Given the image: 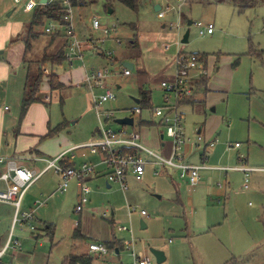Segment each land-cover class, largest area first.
<instances>
[{"label": "rangeland", "instance_id": "rangeland-1", "mask_svg": "<svg viewBox=\"0 0 264 264\" xmlns=\"http://www.w3.org/2000/svg\"><path fill=\"white\" fill-rule=\"evenodd\" d=\"M26 1L0 0V50H3L0 57L11 54L16 64L18 78H24L28 71V65H25L27 63L19 67V58L22 54H25V62L38 58L39 54L42 58L45 52H56L62 46L63 40L67 39L64 27L59 28L60 35L46 33L43 31L45 23L35 28L34 37L30 36L27 25L32 20L33 10L25 9ZM87 2L89 3V0ZM114 2L115 12L111 14L105 9L103 0L94 5L78 8L80 26H77V33L82 38H87L86 41L102 35L89 29L90 19L93 16H99L102 24L111 28V34L114 31L113 35L121 39L120 44L112 40L107 41L106 44L99 43L101 44L99 47L104 51L115 50L113 57L117 56L116 61L98 53L100 52L96 50L98 47L84 52L85 65L93 70H110L108 81L117 99L106 103L103 107L113 109L115 118L129 116L130 109L137 106L132 97L140 94L138 70L142 69L149 79L144 88L151 92L152 105H162L163 91L160 80L163 76L164 56L176 55L179 49L186 52L208 53V70L204 66V74L208 75L207 70L210 74L211 86L214 83L211 92L212 107H215V110L209 108L207 112L212 115H223L224 127L227 130L224 134L226 141L240 139L236 137L242 136L243 132L248 134L250 131L257 142L247 141V148L251 149L248 153L249 165L264 166V4L240 11L241 9L235 7L230 0H184L180 7V3L176 0H162L163 5L170 3L172 9L161 18L158 17L150 1H146L138 12L120 2ZM199 21L204 25L213 23V33L201 34L195 24ZM164 23H167V26L162 28ZM84 26L87 29L85 31H83ZM144 28H149V33ZM158 29L165 30L166 35H159ZM187 30H189V40L183 43L182 38ZM18 33L21 36L12 42L11 38ZM134 34H137L133 39L136 43L131 41ZM56 37L60 42L59 46H57L58 41L57 43L56 40L54 41ZM146 38L153 40L154 43L148 45ZM66 61H70V57L67 56V60L57 66L58 74L64 75L73 67H70ZM128 61L134 63L131 74L119 73L124 67L122 63ZM75 62V65L79 62L82 64V61ZM217 76L219 80L215 78ZM72 80L75 78L72 77ZM116 84L121 87L115 86ZM103 90L96 88L94 94L99 96ZM44 93L45 90L40 92L43 95ZM52 94L54 97L48 104V110L54 125L65 121L63 134L80 141L88 135L90 128L98 125L96 110L91 101L92 93L86 86L78 85L67 91L64 89L62 94L57 92ZM199 95H202V92H197L194 96L197 98L200 97ZM209 99L211 100V96ZM12 101L14 105V98ZM252 104L253 113L263 122L248 121L246 124L247 113ZM16 106H13L9 112L16 110L17 114L19 107ZM142 110V117L149 118V110L147 108ZM138 116L136 114L137 121ZM204 119L205 117L201 121ZM75 121L77 122L74 123ZM195 121L198 125L201 124L198 115L192 111L187 112L184 125L191 128ZM109 124L115 129L138 128L137 125L122 126L113 120ZM232 128L235 132H230L229 129ZM142 132L146 133L143 127ZM57 141L58 139L53 138L47 140V143L50 142L53 147L57 145ZM79 160L82 158L77 157L75 162L79 163ZM259 168L251 172L249 190L241 188V173L237 171L232 173L234 177L230 188L232 207L230 206L228 210L227 203L224 205L215 201L197 202V207H191L187 201L188 193L185 198L183 197L184 204L181 203L173 192L174 187L161 176H151L149 179L145 176L141 182L130 179L129 190L124 193L118 183H114L113 187H107L105 175L102 173L101 176L88 181L92 188L90 199L83 210L78 212L76 181L71 180L67 191L55 194L44 206L49 207L47 216L54 226L53 235L40 236L30 242L33 244H30L28 253L37 252V256L32 261L24 260L21 256L18 258L19 254L26 253V249L22 247L20 253L12 260V264H42L40 260L43 261L44 257L49 264H63L66 256L81 250L82 244L87 242L86 239L88 243L110 240L125 243L124 248L120 250V256L115 253L116 249H110L106 257L108 259L113 257L115 264L130 260L127 242L131 239H136V251L147 250L154 245L166 249L167 259L162 263H158L152 254L153 264H215L214 255L219 254L217 249L220 240L229 244L235 242L231 247L234 254L227 255L228 261L235 259L232 264H264V169ZM212 174L214 183L218 180L223 181L219 171H213ZM60 180V175L52 169L41 179L47 186L39 181L30 192L40 191L43 188L45 190L40 199H46L49 193L56 190ZM235 192L239 194L234 196ZM133 208L136 210L130 215L129 211ZM142 210H145L146 214H142ZM225 213L228 222H224L226 216L223 221L212 219ZM208 214L212 217L209 220L210 226L202 229L199 223L206 220L204 216ZM141 219L147 227H141ZM119 226H127L128 230H121ZM131 227L135 238L130 233ZM77 230L85 234L80 235L81 239L76 237ZM204 230L206 231L200 233ZM170 238L172 242H169ZM246 240L247 246L244 245ZM221 249L220 255H224V249L222 247ZM168 250L172 251L169 253ZM197 250L199 252L194 254L193 251ZM9 259L11 262V258ZM105 263V259L94 257V264Z\"/></svg>", "mask_w": 264, "mask_h": 264}, {"label": "crops", "instance_id": "crops-1", "mask_svg": "<svg viewBox=\"0 0 264 264\" xmlns=\"http://www.w3.org/2000/svg\"><path fill=\"white\" fill-rule=\"evenodd\" d=\"M146 4V1L143 0V5ZM158 3H154L155 5ZM155 9V8H154ZM111 11V12H110ZM108 13H114V9L110 10ZM78 8L75 7V27L77 31V26H80L79 20H78ZM93 17H99V16H93ZM163 18V17H162ZM91 20V19H90ZM51 21L47 22L45 25L49 24ZM192 22V21H191ZM190 22V23H191ZM133 23V22H132ZM87 24V23H86ZM44 25V26H45ZM131 25V24H129ZM167 23H164L162 25V28L166 27ZM87 27L88 24H87ZM133 29H137L136 27L131 26ZM90 30H93L91 25L89 27ZM87 30L86 26L83 27V31ZM141 30V29H140ZM144 30L148 32L149 28H144ZM143 31V30H142ZM159 35L164 36L166 35L165 30H160ZM93 32H95L93 30ZM114 32V31H113ZM112 34L108 39H106L104 42H102V35L100 37H94L96 43L94 46L90 43V39L86 41L87 38H82L78 33V36L82 39L83 44L85 46L82 47V58H75L73 61H66L68 62L69 66H73L72 68L68 69L64 75L58 74L60 81L63 83V87L57 90H52L50 87V83L48 81V75L51 72V69L53 68V65H51L49 62H43L39 63V61L42 59L41 55L39 54L38 58L26 61L25 62V54H22V56L19 58V67H21L22 64L27 63L25 65H28V68L36 69L37 67L42 68L44 76H43V83L41 86L42 90H45L46 93L40 94V97L42 98L41 101L39 102H32L29 107L27 108L26 112H22V101H23V95H24V86L26 82V76L24 78H18L19 75L16 73L18 72L16 69V64L12 60L13 58L10 56H4L0 57V159L4 158L6 159L5 163L0 162V175L2 172L6 171L9 167L8 161H12V163L16 164L19 167H25L27 169H31L34 171L36 174H38V178L28 187V189L25 191L23 198L21 200V206L20 210L21 212H33V218H29L23 222L16 223L14 224V217L16 213V207L12 202H0V250L5 246L7 243L11 233H12V240H16L17 244L15 247H10L6 250V252L0 257V264H12V260L15 258L17 254L20 253L22 250V247L26 249L25 254H19L18 258L20 256L24 260H33L37 256V252H30L28 253V249H30V242H33L34 239L39 238L40 236H45L47 235V230L46 228L52 225V228L54 230L53 223L48 220V209L49 207H44L48 204L49 199L54 196L55 194L59 193V184L58 187L56 188L55 191L49 193L46 197V199H40V196H43V192L45 189H40V191H31V189L35 186V184L39 181H41L42 177L44 174H46L50 170H55L54 168H48V160L53 159L56 156H58L60 153L67 151L71 148H73L76 145L82 144V143H87L99 136V119H98V125L93 126V128H90L88 131V135L81 139L80 141H75L71 138V136H68L66 134H63L65 131L63 128L56 134L44 138V135L47 134L50 130V128H54L60 123H64L65 121L59 122L57 125L52 123L51 119V114L48 110V104L52 102L54 94L52 93H64V89L67 91L71 87H76L78 85L81 86H86L89 90V86L84 84L83 80L85 79L87 71L92 70L91 67L87 66L84 64V52L87 50L95 49L93 47H98L101 55L116 61L118 58L115 56L113 57V52L115 50H109L112 52V54L108 55V51L102 50L101 47H99V43L106 44L107 41L112 40L114 43L120 44L121 39L119 37H116ZM100 33V32H97ZM19 34V33H18ZM101 34V33H100ZM211 34V33H209ZM113 35V36H112ZM18 35L14 36L11 38L15 39ZM66 36V35H65ZM137 37V34H134V37L132 38V42L134 41L133 39ZM67 38V37H66ZM56 40L57 46H59V40ZM68 43H67V50L69 47V42L70 40L67 38ZM52 40V42H54ZM146 43L148 45H151L153 40L146 38L145 39ZM144 41V42H145ZM136 43V41H134ZM151 43V44H150ZM3 47L5 45L3 44ZM7 47V44H6ZM1 48V47H0ZM149 48V46H148ZM8 49V48H7ZM115 49V48H114ZM9 50V49H8ZM7 50V51H8ZM3 53V50H0ZM5 52V50H4ZM176 55H173L171 57H166L164 56V63L162 66L163 68V76H161L160 83L163 79L170 77L173 75L175 68H176ZM100 58V57H99ZM117 58V59H116ZM139 58V57H138ZM137 58V59H138ZM101 59V58H100ZM106 59V58H105ZM108 60V59H107ZM75 61H82V64H77L75 65ZM75 62V63H74ZM133 64L134 63L131 61H128ZM35 64V65H34ZM124 65V62L122 63ZM208 64H209V59L207 58V63H206V68L208 70ZM125 66V65H124ZM130 69H133L130 65L126 66ZM55 70H57V65L54 66ZM206 73L208 76L210 75L209 72ZM217 69H215L216 71ZM27 71V70H26ZM28 72V71H27ZM139 74V81H140V89L144 88V85L149 82L148 76L146 75L145 71L138 70ZM75 75V77H74ZM124 75V74H123ZM72 77L75 78V80H72ZM210 77V76H209ZM217 80L220 78L217 76L215 77ZM109 80V79H108ZM107 80L108 87H111V84ZM210 83V82H209ZM161 85V84H160ZM115 86L121 87V85L116 84ZM209 86V85H208ZM213 86V87H212ZM210 83V87L207 89L206 92L202 93V95H199L200 97L195 98L193 102L185 103L179 105V110L183 113L184 116V122H185V116L187 112H194L195 115L199 116V120L201 121L202 118L205 117L203 121H201L198 125V122L193 123V127L187 128L184 125L185 128V134L191 138L190 141L186 143L183 149L184 153V159L188 161L191 164L195 165H204V168L200 169L199 172V181L195 186H192L188 180V178H183L180 176L181 171L177 168L169 167V166H161L156 163H149L146 167V171L143 175V177L138 180L134 175L130 174L127 177L128 184L130 179L134 181H142L144 177L146 176L147 179H149L151 176H161L165 178L167 181L171 183V185L174 187L173 191L175 195H177V200L180 201L181 203L184 204L183 197L185 198V195L187 194V201L189 206H196L197 202L200 203L202 201L208 203L210 202H217L218 204H224L226 205L227 203V210L229 207H232L231 203V198L232 195L230 194V188L232 181H234V177L232 176L233 172H240L241 173V188L243 190H249L251 188V182L249 181V187L245 188V173L242 170H237V169H225L222 167H236L241 163L240 161V154L243 153L245 158L244 162L247 166H250L252 168H257L260 167L259 169H264V166L262 165H249V151L251 150L250 148H247V141L248 143H253L257 142L256 140L253 139V137L250 134V131L243 132L242 136L236 137L240 139H236L235 141H226L224 138L225 131H227L224 127V118L223 115L217 114V115H212L208 114L207 109L211 108L213 111L215 110V107H212V97L213 94L211 91L214 89V83ZM49 87V89H47ZM112 88V87H111ZM213 88V89H212ZM224 88H222L223 90ZM41 90V91H42ZM147 90V89H145ZM91 91V90H90ZM163 91V89H162ZM92 93V91H91ZM52 94V95H51ZM51 96V97H50ZM211 96V100L209 97ZM139 96L132 97L133 101L136 103L137 106H140L141 103V98ZM14 98V105L12 99ZM135 98H138L140 100L139 103L136 102ZM117 99V98H116ZM92 101V100H91ZM114 102V101H112ZM164 102V101H163ZM93 103V102H92ZM111 103V102H110ZM17 105V106H16ZM13 106H16V108L19 107L17 110L13 112H9ZM94 106V105H93ZM135 106L134 108H136ZM155 107V106H154ZM15 108V109H16ZM133 108V109H134ZM14 109V108H13ZM142 109V108H141ZM188 109V110H187ZM150 112V117H142L143 115V110L140 114H138V121L136 120V115L134 116L136 125L138 126V130L142 133V141L145 145L150 147L151 149L155 150L158 153H161L165 156H170L172 152V147H173V141L170 137L167 136L165 127L162 123H160L158 118H154L151 112V109H148ZM97 114V113H96ZM130 116V115H129ZM98 117V116H97ZM247 120L246 124L248 121H259L263 122L256 114L253 113V104L251 105V108L249 109L247 113ZM116 119V118H115ZM144 119L146 121H150L148 124L144 125H139L140 121ZM75 121L74 123H76ZM116 123V121H115ZM264 123V122H263ZM185 124V123H184ZM251 124V123H250ZM249 124V125H250ZM121 125V124H119ZM65 126V124H64ZM142 127L145 129L146 133L143 134L142 132ZM135 128V127H134ZM230 132H235L232 129H229ZM249 130V129H248ZM235 134V133H234ZM146 135V136H145ZM198 135L203 136V140L201 142H197L196 138ZM61 136V137H58ZM55 140L58 139L57 145H54L51 147L50 142L47 143V140L53 139ZM244 140V141H243ZM240 142L241 146L236 147L235 143ZM246 142V144H244ZM213 143V144H211ZM255 144V143H254ZM234 150H236L234 152ZM248 151V152H247ZM76 153V157L72 158L71 157V152L65 155V158H69L70 160L74 161L73 166H78L82 164L83 162H90V163H98L100 159L102 158L100 154H91L88 153L87 155L83 156L82 150H74ZM80 157L82 160H79L75 162L76 158ZM215 162V163H214ZM103 165H98L97 166V174L94 176L92 179L97 178L98 176H101V174L105 173V168L102 167ZM213 171H219L220 175L222 176L223 181L218 180L216 183H214V175L212 174ZM253 171V170H252ZM251 171V172H252ZM56 172V171H55ZM57 173V172H56ZM58 174V173H57ZM59 175V174H58ZM250 180H251V173H250ZM146 179V180H147ZM106 181V177H105ZM41 184H44L45 186L46 183L44 181H41ZM107 187H113L112 183H109L106 181ZM146 184V183H144ZM120 186V184L118 183ZM9 187L8 183L4 180H0V189H7ZM77 187V200H78V186L76 183ZM130 187V185H129ZM46 188V187H45ZM120 189L126 193L128 190H123L120 186ZM63 193V192H61ZM199 193V194H198ZM239 194L238 192H235L236 196ZM231 199V200H230ZM39 202H43V204H40ZM129 204V203H128ZM223 205V206H224ZM197 207V206H196ZM38 209L40 211H38ZM224 209V207H223ZM136 210L133 208V210L129 211V214ZM142 213V211H141ZM143 214V213H142ZM227 214L225 213L223 216H218L215 218H212L210 214L204 216L206 220L202 221L199 223L200 227H203L202 229H207V227L210 226L209 220L212 218L213 220H220L223 221L225 216ZM224 222H228V218L226 216V219ZM30 224L35 226V229H32ZM39 225V227H38ZM43 225V226H40ZM145 225V226H144ZM27 226V227H26ZM29 226V227H28ZM141 227L145 228L147 227V224L144 222L143 219H141ZM29 228V229H28ZM51 228V227H50ZM131 235L134 237V232L132 227L130 228ZM38 231H41L43 233H40ZM200 231L201 232H205ZM79 235V236H78ZM80 235H85L81 233L79 230L76 231V237L78 239H81ZM231 235L233 236V233L231 232ZM49 236H52L49 234ZM247 236V235H245ZM84 237V236H83ZM82 237V238H83ZM135 238V237H134ZM191 238V237H189ZM188 238V239H189ZM87 242L85 241L84 244L81 246V250H78V252H72L71 254H82V253H87L90 254L92 257L94 256L95 258H103L105 259L106 263L105 264H115L116 261L112 258H106L107 255L109 254H100L98 252H90L89 251V243L88 239H86ZM111 241V240H110ZM115 241V240H114ZM94 242V241H92ZM96 242H102L106 243L104 241H96ZM120 242V241H119ZM169 242H172V239H169ZM29 243V244H28ZM136 239L134 243V250L137 253H142V254H147L152 256V253L150 252V247L146 250H139L136 251ZM28 244V245H27ZM121 244V243H119ZM235 244V242L233 243ZM233 244H229L227 241L220 240L219 242V248L217 249L219 254L214 255V261L215 264H232L235 259L229 260L227 258V255L234 254L233 249L231 250V247H233ZM124 248L125 243L121 244ZM247 246V240L244 244ZM153 247L161 249L165 252L166 255V249L163 248L162 246H156L154 245ZM221 247L224 249L223 253L224 255H220V252L222 251ZM120 250L121 249H116L115 253L120 256ZM172 250H168L170 253ZM110 252V251H109ZM194 254L197 251H193ZM231 252V253H230ZM114 253V252H113ZM227 253V254H226ZM42 254V253H41ZM44 254V253H43ZM46 255V253H45ZM70 255V254H69ZM130 255V253H129ZM234 256V255H233ZM67 257V256H66ZM65 257V258H66ZM94 257H93V262L94 264ZM131 259V255L129 256ZM11 258V262L10 259ZM235 258V256H234ZM9 259V260H8ZM167 259V256H166ZM8 260V261H7ZM40 262L42 264H49V261L45 259ZM64 262V261H63ZM124 262H121L123 264Z\"/></svg>", "mask_w": 264, "mask_h": 264}, {"label": "built area", "instance_id": "built-area-1", "mask_svg": "<svg viewBox=\"0 0 264 264\" xmlns=\"http://www.w3.org/2000/svg\"><path fill=\"white\" fill-rule=\"evenodd\" d=\"M20 1V0H16ZM40 0H27L25 9L27 11L33 10L35 6L40 3ZM53 0H49L51 2ZM65 6L64 20L65 24L62 25L59 21L53 20L49 24L43 27V31L46 33L55 32L57 29L64 27L66 37L70 40L67 50V56L73 61L75 58H82V45L83 41L78 36L75 27V6L71 3V0H61ZM150 1L152 4L159 3L161 8L157 11L158 17H165L167 11L172 9V5L167 3L162 4V0H144ZM178 1L179 7L184 0ZM91 27L95 32L102 34V42L110 37L111 28L104 26L100 17H92ZM199 27L201 34L213 33V23L204 25L201 21L195 22ZM97 39L94 37L90 39V43L94 46ZM167 47V46H166ZM109 55L111 51L107 52ZM204 65L199 61L195 52H186L179 49L176 57V68L172 76L167 77L161 81V87L163 89V104L155 106L151 110L154 118H158L160 123L165 127L166 134L173 141L172 152L170 156H165L156 152L142 141V133L140 130L133 129H115L109 123L111 120L115 122V111L113 109L103 107L106 103L116 100L117 96L111 87H108L107 80L110 75L108 69H98L87 71L84 84L88 85L92 91V101L95 107L98 119H99V136L87 143H82L74 146L73 148L60 153L53 159L48 160V168H54L60 175L59 191L65 192L70 186V181L75 180L78 186V202L76 210L81 212L85 205L89 202V195L92 192V188L89 185V180L97 174V166L103 165L105 168L106 181L109 183H119L123 190H128L129 184L127 177L132 174L137 179H141L146 171V167L149 163H156L161 166H169L177 168L181 171L180 176L188 178L190 184L195 186L199 181V172L204 165L191 164L184 159L183 149L188 141L191 140L185 134L184 128V116L179 110L178 102L183 99H194L196 95V80L201 74H204ZM124 75H130L131 69L124 66L122 71H119ZM96 88L104 89L102 94L96 96L94 90ZM130 116L140 114L142 109L140 106L130 109ZM122 126H136L134 118V125H122ZM203 140L202 135H198L197 142ZM213 144V143H211ZM236 147H240L241 143H235ZM125 149H134V152H123ZM80 149L83 151L82 155L85 156L88 153L100 154L101 159L98 163L83 162L78 166L66 167L61 164V159L71 152V157L75 158L76 153L74 150ZM244 154H240V164L236 167H222L225 169H237L242 170L245 173V188L249 187L250 173L254 168L247 166L244 162ZM0 162L5 163L6 159L1 158ZM9 167L6 171L0 175V180H4L8 183L7 189H0V202H12L16 207V213L14 217V224L23 222L27 219L33 218V212H21V200L28 187L38 178L31 169L25 167H19L12 161H8ZM43 204V202H39ZM136 209V208H134ZM143 214H146L145 210H142ZM32 229L35 226L30 224ZM121 230H128L127 226H119ZM131 231V229H130ZM135 240L131 239L127 242L130 249L131 259L123 264H153V259L150 255L137 253L134 250ZM16 240H12V233L5 244L0 250V257L10 247H15ZM90 252H98L100 254H108V247L102 242L89 243Z\"/></svg>", "mask_w": 264, "mask_h": 264}, {"label": "trees", "instance_id": "trees-1", "mask_svg": "<svg viewBox=\"0 0 264 264\" xmlns=\"http://www.w3.org/2000/svg\"><path fill=\"white\" fill-rule=\"evenodd\" d=\"M71 0V3L77 7H85L89 4H96L98 1L101 0ZM104 1V7L105 9H108V12L113 9L114 1L120 2L121 4H124L125 6L129 7L130 9L138 12L141 6H143V0H103ZM234 4L235 7L238 9H241L240 11H243L244 9L255 7L258 4H264V0H230ZM64 14H65V6L63 5L61 0H53L51 2H48L47 4H41L38 3L35 8L33 9V17L31 22L27 25V28L29 29L30 36L34 37V31L37 26L46 24L47 21H59L62 25L65 24L64 20ZM47 20V21H46ZM264 22V19H263ZM264 27V24H263ZM59 34L60 30L57 29L55 32H52V34ZM60 35V34H59ZM21 35L18 34V36L12 40L14 42L17 38H19ZM62 40V39H60ZM67 43L68 40H63L62 46L56 51V52H45L42 56V59L39 61V63L43 62H49L51 65H61L65 60H67ZM197 54L198 59L200 62L203 63L204 66H206L208 53H200L195 52ZM43 70L40 67H37L36 69L28 68L27 76H26V82L24 86V95H23V101H22V112H26L27 108L32 102H39L42 100L40 97L41 92V83L43 80ZM48 81L50 83V87L52 90H57L63 87V83L59 79V75L55 68L53 67L51 69V72L48 75ZM209 82V76L206 74L200 75V77L196 80V93L197 92H206L208 87L207 84ZM140 98L141 103L140 107L147 108V109H153V105L151 103V92L148 90H145L143 88L140 89ZM195 100V99H194ZM193 99H183L178 102V105L193 102ZM150 121H146L142 119L139 123V125L148 124ZM64 127V123H60L54 128H50L49 132L44 135V138L50 137L56 133H58L62 128ZM123 152H134V149H125L123 148ZM61 164L69 167L73 166L74 161L70 160L69 158L63 157L61 159ZM51 227V228H50ZM47 235H53V228L52 225L46 228ZM121 242L119 241H107L105 245L108 247V249H122L123 246L119 244ZM93 257L90 254L82 253V254H70L65 259L63 264H92Z\"/></svg>", "mask_w": 264, "mask_h": 264}, {"label": "water", "instance_id": "water-1", "mask_svg": "<svg viewBox=\"0 0 264 264\" xmlns=\"http://www.w3.org/2000/svg\"><path fill=\"white\" fill-rule=\"evenodd\" d=\"M39 2L41 4H47L49 2V0H40ZM154 8L156 11H158L161 8V5L158 3L155 5ZM188 40H189V30H187L185 32V34L183 35L182 42L187 43ZM0 52H2V51H0ZM124 65L125 66L130 65L131 67H133V64L130 62H124ZM135 100L137 103L140 102V100L138 98H135ZM115 121H116V123L121 124V125H134V117L133 116H125V117H121V118H116ZM150 252L153 254V256L155 257V259L158 263H162L163 261L166 260V255H165V252L163 250L155 248V247H150Z\"/></svg>", "mask_w": 264, "mask_h": 264}]
</instances>
